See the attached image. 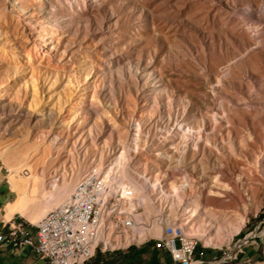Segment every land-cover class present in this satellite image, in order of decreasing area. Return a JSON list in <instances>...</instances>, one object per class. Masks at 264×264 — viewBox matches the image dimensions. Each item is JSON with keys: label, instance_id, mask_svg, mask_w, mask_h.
<instances>
[{"label": "rangeland", "instance_id": "1", "mask_svg": "<svg viewBox=\"0 0 264 264\" xmlns=\"http://www.w3.org/2000/svg\"><path fill=\"white\" fill-rule=\"evenodd\" d=\"M10 1L0 0V151L25 143L36 152L34 161L45 157L37 170L44 169L48 181L76 165L83 176L101 158L118 168L123 153L129 174L131 161L139 169L145 158L152 165L145 173L177 181L182 132L199 142L195 154L187 141L183 166L201 184L184 205L176 198L170 214L179 223L188 215V231L204 246L196 233L212 232L214 242L208 249L200 243L195 257L241 264L240 253L233 261L224 255L254 249L243 264H264V13L257 34L244 33L241 17L247 5L259 12L264 0H22L23 13ZM31 16L50 27L54 44L40 56L46 37L32 35ZM17 61L22 65L16 67ZM220 105L242 132H228L224 123L216 140L221 155L188 133L189 127L204 128L210 136L212 113L224 117ZM218 158L236 165L230 184L241 191L244 209L212 202L220 197L210 193L214 178L221 179L217 172L224 169ZM1 168L9 188L0 161ZM196 193L201 205L190 202ZM231 212L248 219L240 233ZM210 223L214 227L207 228ZM155 253L149 249L130 264H143Z\"/></svg>", "mask_w": 264, "mask_h": 264}, {"label": "built area", "instance_id": "2", "mask_svg": "<svg viewBox=\"0 0 264 264\" xmlns=\"http://www.w3.org/2000/svg\"><path fill=\"white\" fill-rule=\"evenodd\" d=\"M140 161L143 164L138 171L145 173L152 166L151 160ZM148 178L151 182L155 180L152 175ZM112 180L93 169L70 198L38 224L19 215L11 221H2L0 246L11 251L32 248L48 264H86L98 254L108 255L144 245L167 251L173 264H212L195 257L201 243L196 237L175 231L168 224L170 209L166 204L152 201L149 209L141 197H134L120 181ZM156 228L162 229V237L152 236ZM236 245L243 247L240 241ZM240 251L234 257L225 254L223 259L236 260Z\"/></svg>", "mask_w": 264, "mask_h": 264}, {"label": "bare ground", "instance_id": "3", "mask_svg": "<svg viewBox=\"0 0 264 264\" xmlns=\"http://www.w3.org/2000/svg\"><path fill=\"white\" fill-rule=\"evenodd\" d=\"M10 3H11V8L17 12L23 13V11L26 10L24 6L25 3L22 0H11ZM32 13L33 11L30 10L27 11V14H32ZM241 13L242 15L239 13L238 14L241 15V17L243 18L242 23L244 24L245 34H254V33L257 34L262 30L261 29L262 24L260 23L261 17L259 14L264 13V5L260 6L259 12L254 10L252 6L247 5L242 9ZM40 20L41 17L36 18L35 16L28 17L27 19L28 27L33 33L32 34L33 36L37 35V37L38 36L46 37L41 40V42L43 43V47H42L43 51L37 49L38 56H40L41 52L46 53V50L44 49H50L54 46L52 39L47 36L50 27H48L45 24L38 25V22ZM11 47H14V45ZM16 63H18V61ZM21 65H22L21 63L20 64L18 63L16 67H19ZM34 91L36 92V87H34ZM220 108L223 111L221 112V115L223 114L224 117L221 121L219 120L217 113H212L211 118H214L215 124H212L213 133L212 134L210 133V136L206 134L207 129L204 128H198V131H196L195 128L189 127L188 133L189 134L191 133L192 135L197 134L199 136L200 141L201 140L205 141V146H208L213 150L218 151V153L221 155V152L216 148V140H217V136L223 132L224 126L226 125L228 127L227 128L228 132L230 131V129H232L235 132V134L238 136L242 132H240L241 129L238 128L236 122L233 121V119L230 117L228 112L225 110L224 106L220 105ZM181 133L179 132L178 134L179 137L183 140V144L180 145V150L177 151V153L180 155L179 156L180 159L177 161H175L176 159H174L176 168L178 169V171H180L181 174V179L177 181H171L170 178L161 179L160 177H156L154 176V174H152L153 179L155 180L151 182V180H149L148 178L149 175L151 174L143 173L138 171L139 169H135L133 160L131 161L130 164V168L132 169L131 171L133 175L129 174L127 169L128 157L124 153H123L124 163L122 166L120 164V167L118 168L117 167L115 169L113 168V164H112L113 160L108 163H104L103 158H101V161L99 163L94 164L90 168V170L83 176H81L82 174L81 169H78V166L76 165V166H72L71 170L64 169L62 175L59 178H53L48 181L47 173L45 172V170L44 169L42 171L37 170V165H41V163L42 165L45 164V157L42 156L38 157L34 161L36 152H34L33 148L29 147L25 143H21L18 146L4 149L0 151V161L2 162L3 166L6 168V180L10 187V190L16 195L15 200L9 203L6 207L7 212L5 215V220L10 221L13 219L15 215H19L21 218L25 219L26 221L32 224L35 225L38 224L49 212L62 206L66 202V200L69 199L70 196L74 193L77 185L82 180H84L85 177L93 169L102 172L103 174L105 173L109 175L110 177L113 178L115 182L120 181L121 184L124 185L123 187H125L128 191H130L131 195H133L134 197L135 196L141 197L140 199L144 201L146 205H148L147 207L149 209H151V206L149 205L152 203V201L153 202L158 201L161 202L162 205L166 204L171 211L173 209L172 206L175 205L176 198H177L176 200H178L180 203H183L184 205V202L182 201L183 198H185L186 196L188 198V195L194 191L196 183L197 184H201V183H198L197 180L194 179L183 166V163L186 161L188 152L190 150V145L187 143V141L192 140V138L191 139L185 138V136L182 135ZM183 134H185V132H183ZM194 139H196V136ZM212 140H214L215 144L212 143ZM240 141L242 142V140ZM106 145L108 146L107 143ZM192 149L195 154L199 151L200 145L198 141L192 140ZM258 149L260 148L258 147ZM200 161L203 163L202 160ZM220 161H221L220 169L221 168L224 169L218 171L217 173L221 175V179H219L218 176H216L213 182V185L215 186L216 189L214 188L210 190V193L212 195H218L220 197L212 198L211 200L216 205L217 204L220 205L223 202L221 206L222 208L236 207L242 205L244 209V200L242 198L243 196L241 191L237 187L231 186L230 184L232 177L235 175L236 165L234 164L233 167L231 168L228 166V164H226L224 160H220ZM194 165L195 163L193 162L192 166ZM203 167L205 166L203 165ZM244 167H246L245 162H244ZM155 174H159V172L156 171ZM256 174L257 173H255L254 176ZM256 176H260V175H256ZM151 196L157 199L153 200L154 198H152ZM191 198L192 200L190 199L191 200L190 202H195L201 205V200H202L201 193H196L195 196ZM226 198H227V202L225 201ZM170 211H169V218H167L168 224L172 226L175 231H180L182 234L186 236L193 237L191 232L188 231V228L192 227L188 223L190 221L188 215H183L181 217L182 223L181 221L179 223L175 221L176 216L170 214ZM230 215L235 217L234 228L237 233H240L242 227L246 224L248 220L247 217L244 215V213L241 214L238 212H231ZM195 217L201 218L203 216L198 213V215H196ZM203 224H207V222ZM211 227L214 226H212L211 223L208 224L207 228H211ZM211 233L204 231V232H197L196 235L200 238V240L203 243H205V246H208L214 243L212 236L213 234ZM151 234L152 236L157 238L162 237L164 235L162 229L160 228H156Z\"/></svg>", "mask_w": 264, "mask_h": 264}, {"label": "crops", "instance_id": "4", "mask_svg": "<svg viewBox=\"0 0 264 264\" xmlns=\"http://www.w3.org/2000/svg\"><path fill=\"white\" fill-rule=\"evenodd\" d=\"M0 169V174H1ZM10 187L5 184L3 178L0 177V231L2 230L1 222L6 221L5 215L7 212V205L15 200L10 198ZM17 215L13 217L16 218ZM11 221V220H10ZM8 222V221H7ZM152 249L150 245L142 247H132L126 251H119L108 255L98 254L93 260L86 264H130L136 262L140 256L146 255V252ZM156 253L151 255V258L143 264H173L169 253L165 250H153ZM164 251L167 256L162 255ZM239 263L243 264L256 255L254 249L244 252L240 251ZM246 255V258H244ZM168 259L169 261H166ZM245 259V260H244ZM0 264H48L40 258V256L32 248H22L16 251H11L9 248L0 246Z\"/></svg>", "mask_w": 264, "mask_h": 264}]
</instances>
